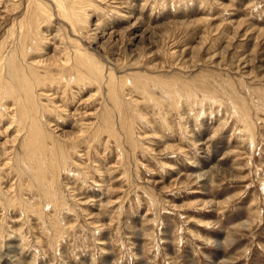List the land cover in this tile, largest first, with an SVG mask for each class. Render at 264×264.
<instances>
[{
	"label": "rangeland",
	"instance_id": "1",
	"mask_svg": "<svg viewBox=\"0 0 264 264\" xmlns=\"http://www.w3.org/2000/svg\"><path fill=\"white\" fill-rule=\"evenodd\" d=\"M0 67V264H264V0H0Z\"/></svg>",
	"mask_w": 264,
	"mask_h": 264
},
{
	"label": "bare ground",
	"instance_id": "2",
	"mask_svg": "<svg viewBox=\"0 0 264 264\" xmlns=\"http://www.w3.org/2000/svg\"><path fill=\"white\" fill-rule=\"evenodd\" d=\"M37 34V33H36ZM37 37V36H36ZM31 38V37H30ZM34 39V38H33ZM33 39H29L28 40V42L29 41H33ZM36 40V39H35ZM43 40V39H42ZM30 47H33V45H28L27 46V49H26V55L28 54L27 52L30 50ZM22 52V51H21ZM79 54V53H78ZM80 55V54H79ZM77 56L76 57V60H77V63H78V65L80 66V68H79V66H75L76 68H77V71L79 72V73H84V72H86L87 70L88 71H90V72H97L98 70V68L96 67V66H94V65H91V59H87V60H83V59H80V58H82L81 56ZM24 58V57H23ZM17 60V59H16ZM4 61V60H3ZM19 61V60H18ZM26 63H29V61H27ZM70 63V62H69ZM3 64V63H2ZM5 64V63H4ZM6 64H8V63H6ZM9 64H11L10 66L12 67V73H13V75L16 77V79H17V81H18V85H19V87L18 86H16V85H7L8 87H7V89H8V94H9V98H10V100L11 101H13V104L14 105H16L17 107H18V109H19V113L21 114V116L24 118V114L26 113L25 112V110H26V104L27 103H29V105H31L32 104V106H34V103H33V100H32V97L31 96H34L35 95V90L33 91L32 90V88H29L30 86H32L33 85V87H40L41 86V83H40V81H38V78H40L39 77V72L37 71L38 69L35 67V62H32V63H29V67H28V71H29V73H30V75L31 76H33L34 78H30L29 80H26V81H23L22 79H21V77H22V75L18 72V70H17V67H16V65H15V63H14V61H12V63L11 62H9ZM10 66H8V67H10ZM0 68H2V67H0ZM63 69L65 68V66L64 67H62ZM3 69V68H2ZM46 70H48V68H45ZM73 68H70V70H72ZM70 70H68L69 72H70ZM74 70V69H73ZM2 71L3 70H1V73H2ZM8 71V70H7ZM9 71H10V69H9ZM67 71V70H66ZM11 73V74H12ZM93 74V73H92ZM3 75V74H2ZM29 75V74H28ZM7 77V76H6ZM11 78H12V76H11ZM5 79V78H4ZM42 79H45V78H43L42 77ZM11 80V79H10ZM9 80V81H10ZM15 80V79H14ZM9 81H8V83H9ZM12 81V80H11ZM37 81V82H36ZM0 82H2V81H0ZM16 82V81H15ZM36 82V83H35ZM83 82H84V78H83ZM6 83H7V81H6ZM11 83V82H10ZM34 83V84H33ZM44 83V82H43ZM42 83V84H43ZM35 85V86H34ZM6 89V88H5ZM37 89V88H36ZM21 90H23L24 92L23 93H21ZM38 95V94H37ZM41 96V95H40ZM22 100H23V102H22ZM37 105V104H36ZM0 116H1V114H0ZM4 117V116H3ZM35 119V118H34ZM36 120V119H35ZM34 120V121H35ZM22 121V120H21ZM33 121V122H34ZM37 121V120H36ZM18 122V121H17ZM35 127V126H34ZM43 133V132H42ZM31 134H33L34 136H36V135H39V138H41L40 136H42V134H38V132H37V130L36 129H33L32 131H31ZM32 135V136H33ZM44 135V134H43ZM47 135V134H46ZM43 137V136H42ZM39 140V139H38ZM32 142H33V140H31ZM40 141V140H39ZM43 146V145H42ZM33 153V152H32Z\"/></svg>",
	"mask_w": 264,
	"mask_h": 264
}]
</instances>
